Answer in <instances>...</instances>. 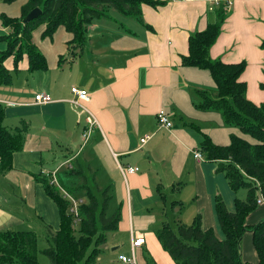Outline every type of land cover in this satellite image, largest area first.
Returning <instances> with one entry per match:
<instances>
[{
	"label": "crops",
	"instance_id": "obj_1",
	"mask_svg": "<svg viewBox=\"0 0 264 264\" xmlns=\"http://www.w3.org/2000/svg\"><path fill=\"white\" fill-rule=\"evenodd\" d=\"M167 1L157 8L142 6L144 20L154 30L140 22L142 29L137 32L114 26V32H108L111 25L105 24L106 19L96 20L89 27L90 41L100 35L109 41L99 39L96 46H84L77 56L70 54L68 41L73 35L64 27L52 38L42 36L44 25L34 30V43L46 55L48 69L30 71L25 57L13 83L0 86L6 126L12 129L21 120L30 123L24 147L14 153L12 168L0 177V230L29 229L43 236L46 225L58 229L59 208L35 175L55 171L74 158L91 174L96 172L101 186H114L123 206L119 228L111 233L115 238H108L98 263L125 264L119 255L131 256L132 238L142 235L146 241L135 251L138 264H149L148 259L154 264H177L154 233L165 216L191 223L200 213L204 227H213L221 238L215 197L222 196L233 210L238 193L217 171L216 161L198 160L194 153L203 133L220 145L230 143L231 134L244 135L238 128L225 127L219 113L194 106L188 85L214 87L215 83L208 70L183 66L182 56L189 53L190 34L207 27L211 4L231 1V14L210 53L226 63L246 61L241 80L247 83V96L256 104L264 102L260 87L264 83V0ZM27 2L23 0L22 6ZM15 4L5 3L1 14L20 16L22 6ZM0 28L10 32L1 19ZM62 55L65 60L60 62ZM5 65L13 70V57ZM73 86L89 92L90 100L82 104L99 122L86 142L87 113L71 102ZM38 93H48L54 101L36 103ZM160 109L168 112L172 128L159 125ZM144 137H148L145 142ZM120 165L139 169L124 175ZM173 200L183 206H173ZM248 216L249 225L264 220V203ZM252 236L248 231L242 239L243 259L259 264Z\"/></svg>",
	"mask_w": 264,
	"mask_h": 264
},
{
	"label": "trees",
	"instance_id": "obj_2",
	"mask_svg": "<svg viewBox=\"0 0 264 264\" xmlns=\"http://www.w3.org/2000/svg\"><path fill=\"white\" fill-rule=\"evenodd\" d=\"M11 4L16 0H0ZM167 0H28L22 6L21 15L11 17L1 14L0 19L9 33L0 34V43L6 47L0 50V86L13 83L14 73L25 57L29 70H47L46 55L33 41V32L44 25L42 36L52 38L60 27L73 37L68 41L72 56H77L85 46L89 27L96 20H114L111 10L125 17H134L148 29L143 16L144 4L158 7ZM42 14L24 23L25 17L34 8ZM226 1H216L210 6L209 21L204 30H196L189 36V53L182 56L183 66L205 69L214 79V87L188 85L193 93L194 106L202 111L217 112L222 116L225 127L238 128L244 135L231 134L230 143L216 144L203 133L199 151L204 159L217 162V171L225 175L234 193L247 189L245 199L236 197L231 210L222 196L215 197V212L218 218L221 238L216 231L205 228L203 217L198 213L191 223L178 216H165L155 225L154 233L164 249L177 264H249L243 259L242 239L251 231L259 264H264V220L253 225L247 223L248 215L259 207L258 199H264V102L256 104L247 96V83L241 80L247 62L226 63L211 56V48L217 42L224 23L231 14ZM126 32L130 28L120 23ZM132 32V31H131ZM264 49V39L261 43ZM13 57L14 68L10 70L5 62ZM65 60L64 55L60 62ZM264 89V83L260 84ZM6 107L0 102V173L5 174L13 166V156L22 150L30 123L21 120L10 129L5 124ZM201 130L199 125L196 126ZM56 177L59 185L53 183V174L35 175L43 184L60 211V227L54 230L46 225L44 237L47 246L42 248L52 264H100L98 257L107 244L109 233L118 230L122 217V204L111 184L101 186L88 166L68 159L58 167ZM70 193L79 201L78 213L72 210ZM161 198L167 202L164 192ZM173 206L183 204L173 200ZM40 236L34 230H0V264H39ZM149 264L154 262L147 260Z\"/></svg>",
	"mask_w": 264,
	"mask_h": 264
},
{
	"label": "built area",
	"instance_id": "obj_3",
	"mask_svg": "<svg viewBox=\"0 0 264 264\" xmlns=\"http://www.w3.org/2000/svg\"><path fill=\"white\" fill-rule=\"evenodd\" d=\"M226 3L228 5V7H230L232 5L231 1H226ZM71 91L74 95L73 98L71 99V102L75 106L81 107L83 109V111L87 113V127L83 132V139L86 142L89 139L91 132L95 129V127L99 126V122H98L97 118L93 115V113H91V111L86 106H84L82 104V101H89L90 100L89 92L85 89H80L76 86H73L71 88ZM34 100L36 101V103H49V102L54 101L53 97L48 93H38L35 95ZM6 104L10 105L12 103L6 102ZM157 119H158V123L160 126L172 128L173 123L169 119L168 112L165 109H160L158 111ZM147 138L148 137H144L142 139V141L145 142L147 140ZM194 157L198 160L204 159L203 154L199 150L194 153ZM138 169H139L138 167H133V166L124 167V166L120 165V170L122 171V173L124 175H127L129 173H134V172L138 171ZM57 170L52 171V172L43 170L42 172L45 174L52 173L53 174V181L52 182L59 185V182H58L57 177H56ZM0 177H1V173H0ZM63 192L65 193L66 197L71 198L72 203H73L72 210L77 214L78 213L77 205L79 204V201L77 199H75L70 193H67L64 190H63ZM258 203L263 204L264 199L263 198L258 199ZM145 241H146L145 236H142V235H141V237L134 236L132 238V241H131V248L133 250V254L131 256H128V255L126 256V255L120 254L119 260L121 262H124L125 264H138V262L136 261V257H135V251H136L137 247H141V245L144 244Z\"/></svg>",
	"mask_w": 264,
	"mask_h": 264
},
{
	"label": "rangeland",
	"instance_id": "obj_4",
	"mask_svg": "<svg viewBox=\"0 0 264 264\" xmlns=\"http://www.w3.org/2000/svg\"><path fill=\"white\" fill-rule=\"evenodd\" d=\"M15 2H16L15 5H19L20 7L23 4L22 3L23 0H16ZM4 4L5 3H3L2 1H0V14L5 11V8H4L5 6H3ZM111 13L115 16V19L117 21H114V20H105V21H107L105 24L111 25L110 27H108V32H114V27L117 28L118 30H123L124 28L121 27V25H120L121 22L125 23V26L127 28H130L132 31L134 30L135 32H137L138 29H142L141 23L136 18L122 16V15H120L118 12H116L114 10H111ZM7 32H8V30L1 29L0 28V34L7 33ZM107 38H109V37L108 36H104V35H100V38L98 36H93L91 38V41H90V38H89V40H87V42L85 44V47L90 46V44L93 45V46H96L97 45L96 43H97V41L99 39L102 42L104 40L109 41V39H107ZM102 44H104V43H101V45ZM104 45H108V43H105ZM3 48H5V45L4 44H0V50H2ZM85 55H86V52H85ZM85 115H86V113H85ZM246 196H247V189H245V188L240 189L239 192H238L237 197L238 198L245 199ZM109 237H110L109 238L110 241H113V239L115 238V236L113 234H111V233H109ZM46 246H47V242H46L45 237L44 236H40V240H39V250H40V253L38 254L39 264H52L51 261H50V259H49V257L44 252L41 251L42 248H44Z\"/></svg>",
	"mask_w": 264,
	"mask_h": 264
},
{
	"label": "water",
	"instance_id": "obj_5",
	"mask_svg": "<svg viewBox=\"0 0 264 264\" xmlns=\"http://www.w3.org/2000/svg\"><path fill=\"white\" fill-rule=\"evenodd\" d=\"M42 14V9L39 7L34 8L33 10H31L28 15L25 17L24 19V23H28L31 20L39 17Z\"/></svg>",
	"mask_w": 264,
	"mask_h": 264
}]
</instances>
